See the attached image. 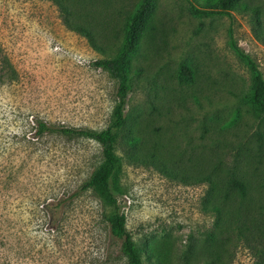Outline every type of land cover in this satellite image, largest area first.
I'll list each match as a JSON object with an SVG mask.
<instances>
[{"label": "rangeland", "instance_id": "obj_1", "mask_svg": "<svg viewBox=\"0 0 264 264\" xmlns=\"http://www.w3.org/2000/svg\"><path fill=\"white\" fill-rule=\"evenodd\" d=\"M154 1L131 59L127 122L115 129L114 205L85 186L101 144L39 135L37 120L112 124L118 82L94 61L119 53L142 0H0V226L14 264H127L110 230L117 206L144 264H257L264 227L231 229L225 250L223 220L229 175L264 196V115L240 56L264 77V0H239L232 15L218 0Z\"/></svg>", "mask_w": 264, "mask_h": 264}, {"label": "trees", "instance_id": "obj_2", "mask_svg": "<svg viewBox=\"0 0 264 264\" xmlns=\"http://www.w3.org/2000/svg\"><path fill=\"white\" fill-rule=\"evenodd\" d=\"M239 0H218L216 7L219 12L232 15V10L238 6ZM155 10L154 0H142L139 7L132 14L127 27L125 39L119 53L113 58L98 59L94 65L108 70L118 82V103L114 109V119L111 125L102 130L83 129L76 127H54L42 120H37V133L58 131L67 135H83L97 140L102 146L103 162L85 185L86 188L93 187L110 204L117 205V199L111 188V179L118 167L119 159L116 154L117 135L115 129L123 127L127 122L125 114V103L130 90V65L131 59L136 52L140 39L144 32L150 27V22ZM196 12H198L196 10ZM205 12V11H202ZM73 29L92 40V32L82 25L73 26ZM258 37L264 41V29L259 27L256 31ZM240 56L244 59L252 74V88L248 100L253 103L258 114L264 115V77L255 61L245 52ZM186 78L190 79L191 69L183 67ZM183 72V73H184ZM164 171V167H161ZM161 169V170H162ZM166 172V171H164ZM213 183L210 176L201 177ZM214 187V186H213ZM225 250L230 238V230L237 229L240 233L244 228L264 227V196L253 197L249 192V185L239 172L229 175L225 184ZM215 203V202H213ZM214 207L216 205L214 204ZM110 230L113 234L122 237L121 252L126 257L127 264H144L141 249L132 238L126 226V218L117 206V211L109 218ZM10 234L8 229L0 226V264H14L11 252L7 249L6 238ZM212 237V243L216 240ZM256 240H259L255 237ZM257 248V247H256ZM257 264H264V246L259 248V260Z\"/></svg>", "mask_w": 264, "mask_h": 264}]
</instances>
